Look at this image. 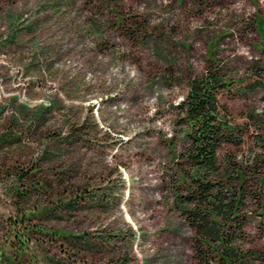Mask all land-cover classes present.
I'll return each instance as SVG.
<instances>
[{
  "label": "rangeland",
  "instance_id": "374dc122",
  "mask_svg": "<svg viewBox=\"0 0 264 264\" xmlns=\"http://www.w3.org/2000/svg\"><path fill=\"white\" fill-rule=\"evenodd\" d=\"M210 68L264 264V0H0V264H199L172 179Z\"/></svg>",
  "mask_w": 264,
  "mask_h": 264
},
{
  "label": "trees",
  "instance_id": "16d2710c",
  "mask_svg": "<svg viewBox=\"0 0 264 264\" xmlns=\"http://www.w3.org/2000/svg\"><path fill=\"white\" fill-rule=\"evenodd\" d=\"M259 84L251 85V91ZM228 86L220 69L210 68L190 79L178 108L187 144L172 179L174 204L195 233L199 264H249L250 257L261 258L249 257L235 247L243 243L247 223V217L240 213L246 179L241 169L220 163L221 149L233 142V128L219 100Z\"/></svg>",
  "mask_w": 264,
  "mask_h": 264
}]
</instances>
